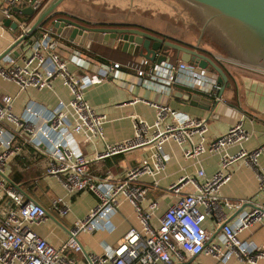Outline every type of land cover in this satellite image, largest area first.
Returning <instances> with one entry per match:
<instances>
[{"label":"built area","instance_id":"1","mask_svg":"<svg viewBox=\"0 0 264 264\" xmlns=\"http://www.w3.org/2000/svg\"><path fill=\"white\" fill-rule=\"evenodd\" d=\"M48 2L0 0V11L12 19L13 6L30 5L38 14ZM63 17L77 21L68 14ZM33 20L17 22L19 37L28 35ZM4 29L0 22V37ZM37 31L40 37L26 42L28 54L23 55L20 62L8 55L0 59V77L15 82L20 90L31 86L50 88L51 80L59 77L71 98L66 102L59 100L54 108L44 111L28 104L17 114L12 110L13 98L0 96V264H196L189 262L188 258L200 254L220 262L235 257L245 264H256L259 259H264V247L239 237L245 228L264 221V209L253 207L237 221L228 222L222 208L235 210L246 200H232L218 194L219 187L230 179L231 162L244 159L256 167L264 143L255 149H240L236 154L229 155L226 153L229 146L250 138L251 134L241 120L232 124L225 133L206 142L207 120L174 110L166 102L154 104V122L147 123L135 116L133 133L129 138L106 142L102 128L106 116L98 113L84 96V89L103 80L104 74L75 76L52 49L55 42L47 26L41 25ZM210 57L218 64L239 63L222 54H211ZM120 67L133 69L142 79L143 86L167 91L173 84L183 85L213 96L216 102L222 101L217 77L185 61L157 64L142 58L125 65L112 63L106 66L108 70ZM76 136L92 145L101 141L103 148L93 149V156L88 157L80 149ZM168 141L181 146L186 157L221 152V165L191 192L181 193L185 177L172 184L169 190L178 196L163 214L157 215L159 203L157 200L145 202L147 187L140 182V178L155 175L164 168L167 155L162 153V147ZM18 142L44 148L46 173L60 183L67 196L86 191L93 193L97 199L83 218L74 221L67 239L59 247H54L31 228L32 224L48 218L46 209L39 203L26 200L16 186L4 179L6 163L17 154ZM139 148L148 150V154L138 164L128 167L121 177L112 180L99 178L93 173L90 166L92 160ZM257 177L259 188L264 190V176L259 170ZM123 200L133 207L139 227L130 226L114 245H105L102 253L85 254V261L69 254L83 252L78 240L80 232H92L96 224L107 229L110 216ZM69 206V201L61 196L53 202L54 209L61 216L68 214ZM208 216L213 217L219 227V241L211 242V233L204 227Z\"/></svg>","mask_w":264,"mask_h":264},{"label":"crops","instance_id":"2","mask_svg":"<svg viewBox=\"0 0 264 264\" xmlns=\"http://www.w3.org/2000/svg\"><path fill=\"white\" fill-rule=\"evenodd\" d=\"M69 1L64 0L60 4L53 18L68 14L85 25L89 23L101 24L100 26H136L165 39H173L191 46L196 44L199 36V25L184 15L186 8L176 0H153L149 3L151 6L146 5L142 8L139 6L136 10L128 3L109 6L107 10H101L98 15L92 11H75L68 4ZM142 12L148 14L141 16ZM18 14L16 16L12 11V20L27 21L26 15ZM166 17L169 18V23L165 22ZM12 33L9 28H5L2 32L0 53L14 42L15 37H19V29L16 33ZM36 35L32 34L17 45L20 48L19 54L15 57L17 62L21 61L23 55L28 54L25 44ZM52 36L55 42L52 49L67 63L69 70L75 76L104 74L103 80L90 84L84 89V96L98 113L106 116L102 126L106 142L113 143L129 138L133 133L135 116L147 123L154 122L156 116L154 104L166 102L174 110L205 118L206 142L225 133L232 124L241 120L244 128L250 132V138L241 144L229 146L226 150L229 155L236 154L240 149H255L264 143V70L233 61L220 62V66L228 76L229 86L225 87L221 94L219 93L222 101L216 102L213 96L183 85L173 84L167 91H162L158 87L143 86L142 79L130 68L108 70L106 66L112 63L125 65L142 59L117 49L115 45L91 42L90 46H85L56 33H52ZM202 43L199 44L201 52L209 56L211 54L226 56L222 52L214 51L210 43ZM177 60L171 57L168 62ZM203 71L206 73L205 70ZM3 95L13 98L12 110L17 114L21 113L28 104L38 109L42 108L44 111L54 108L59 100L66 102L71 98L68 88L59 77L51 80L50 88L38 89L31 86L23 90H20L15 82L0 77V96ZM209 99L211 103L208 104ZM40 124L46 125L44 122ZM76 139L80 149L88 157L93 156V149L103 148L101 141H96L94 148V145L85 142L80 136H76ZM18 144L17 154L6 163L4 179L7 183L16 186L26 200L39 203L46 209L48 218L41 223L32 224L31 228L54 247H59L67 239L68 230L74 221L83 218L96 204L97 199L93 193L86 191L67 196L60 183L46 173L44 148H35L21 142ZM148 152L139 148L101 160H92L90 166L95 176L114 180L121 177L128 167L138 164ZM162 153L167 155L164 168L155 175H143L140 178V182L147 187L145 202L157 200L159 203L157 215L163 214L178 196L169 190L172 184L185 177L186 179L181 183V193L195 190L205 177L211 176L220 167L222 157L221 152H206L198 157H186L181 146L172 141L163 144ZM229 167L230 179L219 187L218 194L232 200H246L238 209L222 208L227 221L234 222L253 207L264 209V190L259 188L257 177V170L264 176V147L258 156L256 167L248 164L244 159H235ZM155 181L156 185H154ZM60 196L70 204L69 212L65 216H61L53 207L54 200ZM130 226L139 227L138 220L131 204L123 200L118 210L110 216L107 229L96 224L92 232H80L78 240L83 252L69 254L85 261V254L102 253L105 245H114ZM204 227L211 233V242L219 241V227L213 217L206 218ZM239 237L243 241L264 247V221L245 228L239 233ZM188 261L196 264H245L235 257L220 262L204 254L188 258ZM256 264H264V259H259Z\"/></svg>","mask_w":264,"mask_h":264},{"label":"water","instance_id":"3","mask_svg":"<svg viewBox=\"0 0 264 264\" xmlns=\"http://www.w3.org/2000/svg\"><path fill=\"white\" fill-rule=\"evenodd\" d=\"M63 1L50 0L37 15L30 5L13 6L12 11L31 18L36 15L28 30V35L37 34L35 38L40 37L39 26L47 24L52 33L85 46H90L91 42L115 45L132 56L157 64L175 57L214 74L220 84V94L229 86L228 76L214 58L201 52L199 44L204 34H210L229 58L264 70V0H176L199 25V36L194 46L174 42L137 27L88 26L63 16L53 18ZM0 22L4 28L17 32L18 23L5 17L1 11ZM28 35L15 37L14 42L0 53V59L6 55L17 57L20 51L17 45L28 39ZM207 103H211V99Z\"/></svg>","mask_w":264,"mask_h":264},{"label":"rangeland","instance_id":"4","mask_svg":"<svg viewBox=\"0 0 264 264\" xmlns=\"http://www.w3.org/2000/svg\"><path fill=\"white\" fill-rule=\"evenodd\" d=\"M153 0H70L68 4L72 6V8L75 11L85 10V11H92L94 14L98 15L100 14V11L104 9L107 10L109 6H119L120 4L128 3L130 6H132V9H135L137 7H144L146 5H150L149 3ZM172 4V3H171ZM151 6V5H150ZM187 17H190L194 22H196L194 16L186 9L184 12ZM148 13L142 12L141 16H146ZM150 14V13H149ZM183 14V13H182ZM170 22L169 18L166 17L165 22ZM197 23V22H196ZM198 24V23H197ZM174 25V24H173ZM202 44L210 43L212 49L215 51H219L225 54V52L222 50L220 45L212 38V36L208 33L204 34V36L201 38Z\"/></svg>","mask_w":264,"mask_h":264},{"label":"trees","instance_id":"5","mask_svg":"<svg viewBox=\"0 0 264 264\" xmlns=\"http://www.w3.org/2000/svg\"><path fill=\"white\" fill-rule=\"evenodd\" d=\"M16 16H18L19 14H18V12H13ZM30 19H31V17H29V16H26V20L27 21H30ZM86 25H88V26H94V25H92V24H89V23H87ZM109 26H117V27H132V26H127V25H109ZM134 27H136V26H134ZM143 30H146V29H143ZM171 40V39H170ZM172 41H174V42H179V41H176V40H173L172 39Z\"/></svg>","mask_w":264,"mask_h":264}]
</instances>
